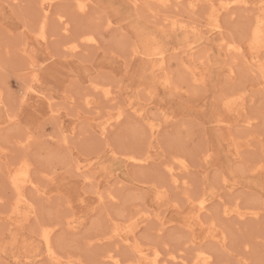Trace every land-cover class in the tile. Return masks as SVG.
<instances>
[{
	"label": "rangeland",
	"instance_id": "374dc122",
	"mask_svg": "<svg viewBox=\"0 0 264 264\" xmlns=\"http://www.w3.org/2000/svg\"><path fill=\"white\" fill-rule=\"evenodd\" d=\"M192 1L0 0V264H264V0Z\"/></svg>",
	"mask_w": 264,
	"mask_h": 264
},
{
	"label": "bare ground",
	"instance_id": "6f19581e",
	"mask_svg": "<svg viewBox=\"0 0 264 264\" xmlns=\"http://www.w3.org/2000/svg\"><path fill=\"white\" fill-rule=\"evenodd\" d=\"M134 2L135 3H139L140 2V0H134ZM232 3H239V4H242L243 6H245L247 3H248V1L247 0H229V1H227V3H226V8H228L229 9V7L232 5ZM198 5V0H195V1H192V3H191V7H192V9H194V8H196V6ZM51 6H52V0H43V2H42V10H43V13H44V16L45 17H47V15H48V13H49V11L51 10ZM233 7V6H232ZM82 10H85L86 9V4H83V5H81V7H80ZM211 9H213V10H215V9H217V7H215V6H213ZM214 13V12H213ZM62 16V15H61ZM44 21V20H43ZM62 21V23H63V28H64V30L65 31H67L68 30V26H67V23H66V21H64V19L63 20H61ZM69 32V31H68ZM38 40H40V39H42V40H47V34H46V20L43 22V25H42V28H41V30H40V32L38 33V38H37ZM30 41V40H29ZM82 41H84V42H86V41H90V42H92V41H95V37L94 36H92V35H85L84 34V36L82 37ZM70 45V44H69ZM67 46V45H66ZM69 47V46H68ZM79 47H80V44H71V46L69 47V51L70 52H73V51H77L78 49H79ZM244 47H245V43H235V42H231V43H229V50L232 52V53H234V54H240V51L242 50V49H244ZM23 51H25L24 49H23ZM249 51H251V49L249 50ZM24 53H26V52H24ZM248 56H249V59H251V57H250V55L248 54ZM33 57V56H32ZM32 60V59H31ZM37 62H35V61H31L30 62V66H31V68H30V75H32L34 78H36V76H37V71H38V64H36ZM39 63V62H38ZM27 71V70H26ZM27 75V74H26ZM35 87L34 86H32V90L34 91L35 89H34ZM29 94V93H28ZM93 98H94V96H92ZM106 97H108V100L109 101H115V99H116V97L113 95V93H112V96L110 97L109 96V94H108V92L106 93ZM93 98H91V99H87V104L88 105H91L92 103H93ZM1 96H0V102H1ZM85 99V100H86ZM93 100V101H92ZM95 103H97V101H94ZM94 103V104H95ZM99 104V103H98ZM243 104V103H242ZM95 106H96V104H95ZM93 107H94V105H93ZM97 107V106H96ZM244 109V108H243ZM95 112V111H94ZM121 113V112H120ZM96 114V113H95ZM99 115V114H98ZM117 117H120V114H119V116H117ZM247 123H248V125H250L252 122L249 120H247ZM32 135V134H31ZM30 140H31V137L30 136H27V138H26V142H29V144H30ZM133 157H134V155H133ZM131 159V158H130ZM134 159H136V160H139V161H143L142 159H139V158H135L134 157ZM25 161H23L20 165H19V167L18 168H16L15 169V171H13V170H10V174H9V177L12 179V185H14L15 187H16V189L18 190V194H19V196L21 197L20 198V201H25V199H26V194H25V188L27 187V186H34L35 185V181L33 180V178H32V175H31V165L32 164H30V162H28V161H26V159H24ZM178 163H180L179 164V167H180V169L181 170H185V169H187V164H186V162L184 161V160H181V161H179ZM178 165V164H177ZM169 166L168 167V172L170 173V175H172L173 176V182L176 184V185H184V184H186L187 182L186 181H182V177H181V174L179 173V172H177L176 170H175V168H177L178 169V166ZM79 166V165H78ZM175 167V168H174ZM101 198H102V195L100 196ZM0 198H1V196H0ZM0 201H1V199H0ZM200 205H201V207L203 208V209H206V201L203 199V200H201V202H200ZM42 231V233H41V235L43 236V238L45 239V241H46V243H47V245H48V247H49V252H50V258L53 260V261H55V263H63V261L64 260H62L61 259V257L60 256H58V254L55 252V250H53V247H52V242H51V232H52V230L51 229H48V228H46V227H43V229L41 230ZM113 235H112V237L114 236H116L117 234H120V233H118V229H116L115 231H113V233H112ZM111 237V236H110ZM45 243V242H44ZM45 246H46V244H45ZM138 251V253L140 254V256H141V263L140 264H170L168 261H160L159 259H157V257L156 258H154V259H152V258H149V257H145V253H143V251L141 250V249H138L137 250ZM145 254V255H144ZM201 254V253H200ZM203 254V253H202ZM204 255V254H203ZM209 255V254H208ZM148 256V255H147ZM178 256V255H177ZM107 257L110 259V260H112L113 261V263H116V264H118V262H119V259H117V257L114 255V254H112V253H110L109 255H107ZM175 258V257H174ZM178 259V258H177ZM184 260V259H183ZM203 263L204 264H210V261H209V256H203ZM199 263H201L200 261H199ZM202 263V264H203ZM68 264H69V262H68Z\"/></svg>",
	"mask_w": 264,
	"mask_h": 264
}]
</instances>
